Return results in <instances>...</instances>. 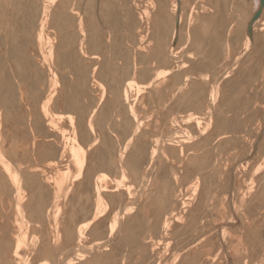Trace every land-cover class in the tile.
<instances>
[{"label": "bare ground", "instance_id": "obj_1", "mask_svg": "<svg viewBox=\"0 0 264 264\" xmlns=\"http://www.w3.org/2000/svg\"><path fill=\"white\" fill-rule=\"evenodd\" d=\"M0 264H264V0H0Z\"/></svg>", "mask_w": 264, "mask_h": 264}]
</instances>
